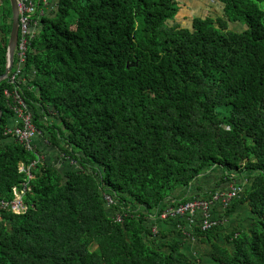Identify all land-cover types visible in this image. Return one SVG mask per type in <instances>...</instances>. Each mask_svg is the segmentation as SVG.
<instances>
[{"label":"trees","instance_id":"16d2710c","mask_svg":"<svg viewBox=\"0 0 264 264\" xmlns=\"http://www.w3.org/2000/svg\"><path fill=\"white\" fill-rule=\"evenodd\" d=\"M215 1L222 17L190 28L166 26L173 0H59L54 16H40L22 94L37 131L75 167L4 136L12 115L2 93L13 86L0 82V200L26 181L19 166L35 163L27 210L0 213V264H264V0ZM10 27L0 0V76ZM214 168L228 181L247 175L227 210L242 205L253 222L223 242L221 227L192 226L204 257L184 251L179 228L134 212L149 214ZM103 191L119 205L107 209Z\"/></svg>","mask_w":264,"mask_h":264},{"label":"built area","instance_id":"2783aa9c","mask_svg":"<svg viewBox=\"0 0 264 264\" xmlns=\"http://www.w3.org/2000/svg\"><path fill=\"white\" fill-rule=\"evenodd\" d=\"M42 2L44 5L46 4V0H42ZM16 6L18 11V39L12 68L7 79L4 80L9 85H12L13 89H5L2 93L12 116L4 130V136L16 141L26 150L33 151L35 150L33 139L37 134V129L33 123V115L25 102L22 89L27 82L24 77L23 67L26 62L29 43L34 36L30 27L37 10L33 0H16ZM34 164L31 163L27 167L19 166L18 171L25 174L26 181L20 187L15 186L11 189L12 199L0 200V213L7 211L18 215L27 210L24 196L30 190L28 182L32 178L30 171ZM243 190V185H236L225 191L216 190L208 194H200L185 202L172 200L153 209L149 214L143 211L142 208L135 209L134 212L146 215V219L153 223L168 219L179 220L187 218L189 226H197L200 231L206 232L221 225V221L211 217V211L217 206L224 210L228 209L231 203L241 196ZM101 196L107 209L111 210L113 206L119 205L115 195L103 191ZM127 210L128 212L131 211L132 207L128 205ZM112 212V217L115 218V221L120 222V212L118 210ZM156 228V225L152 226L151 231L153 234L157 232Z\"/></svg>","mask_w":264,"mask_h":264},{"label":"crops","instance_id":"0c3cea01","mask_svg":"<svg viewBox=\"0 0 264 264\" xmlns=\"http://www.w3.org/2000/svg\"><path fill=\"white\" fill-rule=\"evenodd\" d=\"M59 0H46V4L44 5L42 0H33V2L36 5V14L34 16L33 23L31 24L30 30L34 34H36L40 28V16L42 17H51L54 16V13L57 9V3ZM179 4L184 3L188 6L190 13L189 14H177L175 19L173 20V24L178 25L181 28H190L191 20H192V14L196 13L197 15L201 16H211L214 14H220L222 15V5L218 3L215 0H207L208 3L202 0H176ZM41 13V14H40ZM217 16V17H220ZM206 18V17H205ZM187 25H181L182 22L186 23ZM42 120L44 122H48L50 124L57 125L58 122L56 119H54L52 116H45L42 117ZM33 145L35 147V150H37L42 158V160L46 163H49L46 161L47 152L54 150L55 152V162L49 163V164H55L58 168L64 170H67L69 168L75 167L71 162H67L63 160L62 156L58 154V151L51 146V144L48 141V134L46 131L38 132L35 135L33 139ZM64 166V167H63ZM224 174V175H223ZM225 173H223L222 170L218 168H214L211 171L207 172L206 174L200 176L197 178L187 189L178 188L174 194L163 204H166L172 200H182L191 198L193 196H198L200 194H208L211 191H225L230 189L232 186L236 185H243L245 186L248 182L247 175L246 174H230L229 180L224 178ZM212 218L218 219L221 221V231L222 234L220 235L219 240L223 242V235L229 234L232 231L235 230H246L248 229L253 222V219L247 209L242 205H237L235 209L232 211H228L227 209L224 210L221 207L217 206L215 209H213L210 213ZM184 219V220H183ZM179 220H174L172 222H169L165 224L162 221L158 222V226L161 227H170V225H173L176 228H179V230L182 231V241H183V249L188 254L191 253L195 257L199 256V249L198 248H189L188 250H185V245H191L197 243V238L193 234L194 230H192V225H188V219L183 218ZM196 222V221H195ZM225 232V233H224ZM207 249L205 253L209 251V246L204 245Z\"/></svg>","mask_w":264,"mask_h":264},{"label":"rangeland","instance_id":"374dc122","mask_svg":"<svg viewBox=\"0 0 264 264\" xmlns=\"http://www.w3.org/2000/svg\"><path fill=\"white\" fill-rule=\"evenodd\" d=\"M177 9H178V12L177 14L181 13V14H189L190 11H189V8L187 5H185L184 3L182 4H179L176 0H173ZM202 1H205L206 3H208L207 0H202ZM176 14V15H177ZM217 16H220V14H214V15H211V16H205L206 18L209 17L211 19H216L218 18ZM176 17V16H175ZM174 17V19H175ZM204 16H201V15H197L196 13H193L192 14V18H205ZM222 17V15L220 16ZM173 19V20H174ZM171 20V21H173ZM170 20L166 21V26H171L173 23L171 22ZM181 25H187V21L186 23L182 22ZM228 30L230 31H234V32H241V30H244L245 27L241 24H228ZM55 152L54 150H52L51 148V151L47 152V157H46V161L49 162V163H54L55 162V159H56V156H55ZM55 165V164H54ZM64 167V166H63ZM231 211V209H229V212ZM220 226V225H219ZM225 233V232H224ZM189 248H198L200 253H199V256H203L205 255V252L207 251L206 247L204 245H200L199 243H196L195 245L194 244H191L190 246L189 245H185V250H188ZM197 256V257H199Z\"/></svg>","mask_w":264,"mask_h":264},{"label":"water","instance_id":"95a60500","mask_svg":"<svg viewBox=\"0 0 264 264\" xmlns=\"http://www.w3.org/2000/svg\"><path fill=\"white\" fill-rule=\"evenodd\" d=\"M8 1L11 10V27L8 37V44H7L6 67L4 73L0 76V82L7 79L8 74L12 68L15 47L18 39V11L16 6V0H8ZM1 117H2V113L0 111V120Z\"/></svg>","mask_w":264,"mask_h":264},{"label":"bare ground","instance_id":"6f19581e","mask_svg":"<svg viewBox=\"0 0 264 264\" xmlns=\"http://www.w3.org/2000/svg\"><path fill=\"white\" fill-rule=\"evenodd\" d=\"M144 211V210H143ZM184 220V219H183Z\"/></svg>","mask_w":264,"mask_h":264}]
</instances>
